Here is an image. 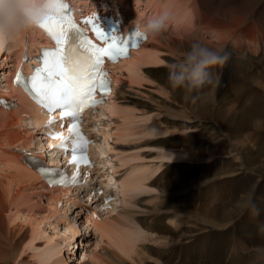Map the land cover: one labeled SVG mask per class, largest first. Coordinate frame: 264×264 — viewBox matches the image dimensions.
I'll list each match as a JSON object with an SVG mask.
<instances>
[{"label":"bare ground","instance_id":"6f19581e","mask_svg":"<svg viewBox=\"0 0 264 264\" xmlns=\"http://www.w3.org/2000/svg\"><path fill=\"white\" fill-rule=\"evenodd\" d=\"M76 1L79 4L84 2V4L88 5L92 0ZM140 3H142L143 6H140ZM108 8L114 12L123 11L127 14H125L126 16H132L129 18L136 17L135 19L141 20L154 17L153 13L158 15L161 10L163 12H171L170 20L161 33L151 36L148 41L140 47V49L133 51L129 58L123 59L120 63L115 65L114 70L117 72V83L113 94L114 97L107 105L103 106L101 110V116L107 117L109 120H113L111 119L113 115L112 117H108L109 110L116 108L121 113L125 112V110H123L124 108H119L117 106L118 101H123L127 83L134 81L135 78L133 74L139 72L140 65L162 63V57L159 56V53H163L165 56H170L165 58L167 64H169L182 58L190 45L193 42L198 41L208 48L217 50L228 56L225 63L214 67L215 75L205 84L203 89H201L202 91L187 96L183 90L172 89L169 86L167 82V70L164 68L158 70L149 69V72H151V75L157 83V87L171 95V97L177 101L174 102L180 105L183 112L188 113V111H192L194 108L193 104L198 101V107H200L202 113L213 117L214 121H211L210 124L200 123L203 125L204 131L207 132V136L202 133L206 137L202 138L203 136H200V138H194L193 136H186L174 141L175 145L180 146L181 151L192 160L207 161L211 163V166L205 172L206 169L204 170L202 166H197V169L194 167L195 170H192V165L186 164L183 165L187 168L185 172H180L179 176L177 174L178 172L176 173L178 176L177 180L174 179L176 181L172 182L170 179L171 183L164 188V195L166 196L163 198H168L167 200L165 199L166 203L164 204V202H161L163 204L161 207L158 208V205L152 210L149 209V214L141 219L143 228L149 235L155 236L152 240L161 241L163 245H161V247L147 246V250L144 249L145 245H143V247L141 246L143 249L140 248L141 250L139 249V252L136 251L137 259L140 258V261L143 260V258L149 260L153 258L161 264H225L224 259L228 258V264H264V210L262 211L260 206L256 207L253 201V198L256 196L258 197L262 195L264 198V118H261V128L257 131L251 144H237L234 142L233 145L229 144L231 139L240 137V133L247 129L246 124L249 121L256 116L264 117V105H261V103L264 102L261 99L264 92H257L254 94V105L251 108L248 107L249 105L243 106L244 100H246V98L248 99L251 96V93L247 92L248 94L239 95L240 90L245 86L243 83L245 81L247 82V80H256L264 89V0H112L108 3ZM43 39L44 34L37 28L31 29L28 32L15 37L8 48L10 52L14 49L10 55L11 57H9H15V59L5 77L4 88H1L0 81V96L7 95L16 97L20 103H18V106L12 111L0 106V129H6L8 126L18 125L20 122L26 124V118L23 116H29L31 118L29 123L34 126L33 129L35 131H38L37 136L29 133L28 137H25L22 134L20 135V132L18 131H7V135L3 139V142H0V264H9L14 252L21 249L24 244L32 247L34 244L32 238L35 236L34 234L39 233L41 224L47 219L56 217L57 214L58 217L61 216L59 213L64 210L59 211V203L63 201V199L66 203H70V205H74L77 202L75 196L72 198V193H79L83 196L82 198L84 202H88V204H86L89 207L84 205L80 206L81 210L89 214V216L86 217V221L88 222L87 227L98 231L101 234L102 240L105 237L112 239L117 245L116 247L119 248L118 250L122 252H120L121 255L125 253L130 256V253H134L132 252V250H134L133 245L136 244L137 239H132L127 230H124V227L129 226V221L133 219L130 218L132 209H129V213L131 214L127 215L128 200L125 196L126 192H123L122 196L118 191L126 189L124 187V180L128 179L133 168L137 164H128L125 162L126 159L114 154L111 155L112 157H109V154L114 152V147L112 145L113 142L109 140L110 146H107L106 144V136L109 131H111V128L106 131H101L104 140L101 144L96 146V150L102 157L95 168V173L100 175L99 182H95L92 176L88 179V184L77 186L76 188H48L46 184L42 182L40 176L23 162L22 154L16 152L14 149H9V146L12 145H17L21 148L34 145V139L36 138H38L37 143H39L41 147H44V142H42L43 134L42 131H39V128L42 127L45 120L41 113L42 110L36 106L20 88L12 85L13 71L17 64L20 63L23 55L27 51L29 55L33 56L35 50H39L40 44L49 43L46 39H44L43 42ZM246 49L248 50V53ZM249 57L253 60H248ZM34 61L37 60L35 59ZM34 61L28 60L24 65L25 68H31V62ZM150 66L152 65L150 64ZM154 66L155 65H153V67ZM233 67H235L234 71H232ZM224 68L228 72V78H225ZM244 73L247 74L246 77L244 76ZM256 75L257 77H255ZM147 78L151 79V77L148 76ZM131 85L133 84L131 83ZM230 106H236L237 109H235L237 110V115L233 117L231 116V118H225L227 115L224 114V112ZM254 106L256 107L255 110ZM220 112L221 114L223 113L221 115L223 119L217 120L218 117L216 118L215 115ZM187 113L185 115H187ZM176 114H178V110ZM180 115L182 116V114ZM179 124L187 128H192V124L183 122H180ZM119 128L120 126L117 125L115 130L111 131L115 136L110 139H114V142L121 140V137L117 135ZM194 128H196V126ZM181 130L184 131L186 128ZM189 131L190 129H188V132ZM184 132H180V134ZM125 133H123L124 136H126ZM135 134L138 135L139 133H134V135ZM215 134L217 135V138L220 136L226 137V142H228L226 145L231 149V154L237 156L234 160L235 162L232 163L230 160H224L223 163L226 164L224 165L221 163L222 159H214L216 154L215 151H213L212 142L216 138H214ZM130 135H132V133H128L127 137H130ZM134 135L132 136L134 137ZM170 135H172V133ZM127 137H125V139ZM210 137L212 139L211 142H209ZM155 141L160 144H165V141L168 140ZM103 146H105L106 154H103V150L101 151ZM172 149L174 150V148ZM181 151L180 154H182ZM54 153L55 152H53V154ZM57 157L56 154V158ZM68 157L69 155H66L61 158L67 160ZM165 158L167 157H164V159ZM115 165L120 166L121 169L116 171L114 169ZM108 166L112 167V170H109ZM13 169L15 170V173L11 172ZM141 170L142 169L140 168L139 171ZM143 171L141 172L143 173ZM114 174L123 175H119L120 178H118V176ZM143 174V176H146L145 173ZM233 177L239 178L241 183L232 188L230 187L231 189L225 196L227 201L223 205L217 206V208L215 207L208 212L206 211L207 213H205L203 217L191 215V212L195 213L197 209L196 207L190 206L194 204V201L199 199V194L204 188L210 186L216 180ZM115 178L117 181H115ZM145 179H143V181ZM158 179L157 181H159ZM6 181L9 185L6 184ZM138 181L141 182V180L137 179L136 182ZM165 181L169 180L167 179ZM21 182H23V184ZM38 182L44 190H47L50 193L51 196L46 210L47 213L37 215L33 206H31V211L29 213L26 212V214L23 215V212L20 210L22 207L20 205L22 203L21 201L24 200L23 197H27L28 201H31L30 196L33 192L30 190L35 189L38 186ZM11 183H16V185H12ZM98 185L101 186L100 188L105 187V189L108 186H113L117 190L118 197L114 202L113 208L107 209L104 205H98L99 207L93 208L90 205L89 200H91L92 205L96 202L97 198L100 200V196L97 193V190L100 189L97 188ZM134 185L138 186V184ZM140 187L142 188L143 186L134 189H140ZM146 187H148V185H146ZM94 191L95 193H93ZM76 197L79 198L80 196L78 195ZM258 199L260 200V198ZM15 200L21 202L17 204V208L15 207V210H17L16 212L12 211V208L9 209V207L14 204ZM245 201H250V206L248 208H244L243 206ZM121 204H124L126 209L120 210ZM156 204H158V202ZM148 208L150 207L148 206ZM68 210L69 209H67V211ZM146 211L148 210L146 209ZM134 213L132 214V217L134 216ZM141 214L142 213L138 215ZM187 215L188 217L190 215L195 217L196 220H198L196 224H198L203 218L207 220L210 219L209 225L201 226V230L198 233H193L191 229L188 233L182 232L180 226H178L179 229H174V227L164 224L165 218L172 219V221L174 220V223L176 224H183L185 219L188 221ZM19 216L31 223V239L28 242L29 231H22L24 224H20L17 221V225H10L11 222L20 218ZM127 217L131 220H127ZM248 217L250 218L249 221ZM61 218L63 217H60L59 219ZM236 218H239V220L236 221ZM125 220L128 221V223ZM62 222H68V218L63 219ZM247 222L251 225H248ZM134 223L136 224L137 222L134 221ZM68 224H70V222H68ZM68 224H65L67 231L71 230V232H78L77 230H74L73 227L69 228ZM129 227L126 228L129 229ZM195 227L199 226L197 225ZM147 240H149L148 237ZM231 241L236 242L238 246ZM56 247L57 246L51 251L46 252L44 257L40 260L41 264L48 263L49 261H56L57 263L60 262L62 264L66 261L64 258L58 257L63 250L61 251ZM106 250L104 254L92 252L90 255H82V259L84 257H90L92 260H96L95 262L91 261L86 264H114V261L119 262V264L120 262L126 264L128 262L122 257L123 255L121 256L116 250H110L112 257H109V251V255L106 254ZM238 251L242 254H239ZM15 255H17V253H15ZM55 256L57 257L55 258ZM54 258L55 260H53ZM200 258L206 259L201 262ZM110 260H113V262ZM15 261L16 260H14V262ZM22 262L18 261L17 264H22ZM140 262L139 264L142 263Z\"/></svg>","mask_w":264,"mask_h":264},{"label":"rangeland","instance_id":"374dc122","mask_svg":"<svg viewBox=\"0 0 264 264\" xmlns=\"http://www.w3.org/2000/svg\"><path fill=\"white\" fill-rule=\"evenodd\" d=\"M129 17H132V16L129 15ZM261 35L263 36L262 33H261ZM10 44L6 45L3 48H0L1 88H4L3 86L5 85V83H4L5 77L7 76V72L11 68L12 64L14 63V59H15V57L10 58L11 57L10 55L14 51V49H13L10 52V50L8 49ZM247 53H248V50H247ZM159 56L162 57V63L163 64L161 62L158 64L150 63L152 66H150V64H141L139 72L133 74L134 78H135L134 81L131 82L133 85H131V83H127V86L125 88V95H124L123 101H118V105H117L119 108H121V107L124 108L123 110H125V112L121 113L116 108L109 110V112L112 115H114V114L120 115L124 118V120H126V123L123 124L122 126H120V128L117 131V135H119L121 137V140L120 141L118 140L117 142L112 141L113 142L112 145L114 147L113 154L116 156H120L123 159H126L125 162L128 164L129 163L137 164L133 168V171L130 174V176L128 177V179L124 180V182H125L124 187L126 188L124 190H126V191H124V190L118 191V193L122 196H123V192H126L125 196L128 200V204L129 205L131 204L130 207L127 204V206L129 207V208L127 207V211H128L127 215H130L131 213L133 214L135 211L133 217H132V214L130 215L131 217L128 216L130 218H133L134 220L133 219L131 220L130 218L127 217L128 218L127 220H129V219L131 220V221H129L130 227L126 226V227H129V229L124 227V230L125 231L127 230L128 234L131 235L132 239H134V240L137 239V242H136L137 245L134 244L135 242L133 241L134 242L133 243L134 244L133 245L134 250H132V252H134V253L133 254L130 253V256H128L124 253L125 255L122 254L123 255L122 256L121 255L122 252L120 250H118L119 248L116 247L117 245L115 244L114 241H112V239L105 237L102 240L101 234L98 231H96L95 229H92V228H88L87 227L88 222L86 221V217L89 216V214L86 213L85 211L81 210V208H80L81 205L88 206L87 205L88 202H86L87 203L86 204L82 198L83 196H81L79 193H77V194L72 193V198L75 196V198L77 199V202L74 205L73 204L70 205V203H66L64 199H63V201H61L59 203V206H58L59 211L64 210L63 212L59 213V214H61L60 217H63V218L59 219L60 217H58V214H57L56 217H53L51 219H47L45 222H43L40 226L39 233H36L37 235L34 234L35 236L32 238L33 239L32 241L34 243L33 246L30 247L27 244H24L21 249L16 250L14 252V254L12 255V257L10 259L9 264H17L18 261H20V262L23 261L22 264H41L40 260L44 257L46 252L51 251L55 246H57L56 248H59L61 251L63 250V252L60 253L61 255L59 254L60 256H58V257L64 258V260H66L67 263L65 261L62 264H64V263H66V264H79L82 261L83 262L80 264L90 263L91 261L95 262L96 260H92L90 257L89 258L84 257L82 259V255H85V254L90 255L92 252L104 254L106 249H107L106 254L109 255L108 251L110 253L109 257H112V254L110 251L111 249L113 251L116 250L117 252H119V254L128 261L126 264H135V263L139 264L140 261L142 262V263L140 262L141 264H149V263L150 264H161L160 262L156 261L153 258H151L150 260L143 258V260H140V261H139L140 258L137 259L138 257L136 256L137 255L136 251L139 252L140 248L143 249L142 248L143 245H145L144 249H146V250H147V246L148 247L149 246L161 247V245H163L161 241H157V240L153 241L152 240V239H154L155 236L149 235L148 232L143 228L142 223H141V219H143L145 216H147L149 214L148 213L149 209L152 210V209L156 208L158 205H159L158 206V208H159L163 205L162 204L163 202H164V204L166 203L165 201L168 198L167 197L163 198L164 196H166V195H164V188H166V186L171 183V180H172V182L176 181L180 172L183 173L187 170L186 166H183V165H186V164L192 165V167H191V169L193 168L192 170H195L198 167L202 166L204 168V170L206 169L205 172L207 171L208 168H210V166H211L210 162L192 160L190 157H188L187 155H185L181 151L180 146L175 145L174 141L176 139H179L181 137H186V136H193L194 138H196V137L200 138V136L201 137L203 136L202 138L206 137L207 132L204 131L203 125H201L200 123H203V124L209 123L210 124L211 121L212 122L214 121V118L209 116V115L202 113L200 107H198V101H196L195 104H193L194 108L192 109V111H188V113L186 112L187 115H185L186 113L182 111V108L180 107V105L178 103H175L177 101L174 100L171 97V95L165 93L164 90L157 87V83L155 82V79L151 75V72H149V69L158 70V69L164 68L165 70H167V67H166L167 61L165 60V58H167L169 55L165 56V54L159 53ZM7 57H8V59H7ZM248 60H253V59H251V57H249ZM161 64H162V66H161ZM6 65L9 67H7ZM153 65H155V66L153 67ZM234 68L235 67H233L232 71H234ZM224 72H225V78H228V72L225 70V68H224ZM214 75H215V69L212 68L210 70V78H213ZM147 76L151 77V79L147 78ZM244 76L246 77L247 74L244 73ZM255 77H257V75ZM243 84L246 86V88H245V86H243ZM243 84H242V86L244 88L242 87V89L239 92V95L251 93V96L248 99L246 98V100H244V104H243V106L249 105L248 107L251 108L254 105V103H253L254 94L257 92H264V89L258 84V82L256 80L255 81L247 80V82L245 81ZM255 85L258 87H256ZM252 86H254V87H252ZM128 88H130V89H128ZM200 91H202V90H200ZM127 96H128V98H127ZM261 99L264 101V95L261 97ZM261 105H264V102H262ZM175 107H177V108H175ZM172 108H174V109H172ZM235 108H236V106L235 107H232V106L228 107L229 110L227 109L224 112V114L227 115L225 118H227V117L231 118V116L232 117L236 116L237 115V110H236L237 108L236 109ZM255 109H256V107L254 106V110ZM177 110H178V114L180 113V114H182V116L180 114L179 115L176 114ZM174 111H176V112H174ZM189 113H190V115H189ZM125 114H127V115H125ZM222 114L220 112L219 114L215 115L216 118L218 117L217 120L223 119V117L221 116ZM23 117L26 118V124L24 122H20L18 125L8 126L6 129H3V128L0 129V142H3V139L7 135V131H15V132L18 131V132H20V135L22 134L25 137L26 136L28 137L29 133L36 135V136L38 135L37 134L38 131H35L33 129L34 126L29 123L31 121V118L29 116H23ZM196 117L198 119L200 118L199 121ZM261 118H264V117L256 116L251 121H249L246 124L247 129H245L243 132L240 133V135H239L240 137L235 138V139H231V141H229V144L233 145V142L237 143V144H239V143L240 144H251L252 139L255 138L257 131L261 128V126H260V122L262 121ZM120 122H123V121L120 120ZM180 122L192 124V128H187L183 125L181 126V124H179ZM105 123L108 124L106 117H105ZM194 125L196 126V128H194L195 127ZM199 125H200V127H199ZM185 128H186V130H184L185 132L181 130V129H185ZM172 129L176 130V131H173ZM188 129H190L189 132H188ZM194 129H195V132H194ZM196 129L197 130L200 129V130L197 131ZM128 131H130V132H128ZM200 131H202V132H200ZM127 132L130 134L132 133V135H134V133H139V134L138 135L135 134L134 137L132 135H130V137H127V134H128ZM180 132H184V133L180 134ZM123 133H125L126 136H124ZM171 133H172V135H170ZM202 133L206 136H204ZM147 134H149V135H147ZM114 136H115L114 133L109 131V133L106 136L107 137V142H106L107 146H110L109 139L113 138ZM216 136L217 135L215 134L214 138ZM125 137H127V138L125 139ZM170 137H172V138H170ZM37 139L38 138L34 139V144H35V140H37ZM155 140H163V141L168 140V141H165L166 142L165 144L164 143L160 144V143H157ZM211 141H212V139L210 137L209 142H211ZM167 143H168V145H167ZM171 143H172V145H171ZM226 143H228V142H226V137H223V136H220L218 138L216 137L213 140L212 147H213V151H215V154H216L214 156V159H216V158L222 159L221 163H223L224 160H230L233 163V162H235L234 160L237 158V156L231 154V149L226 145ZM172 148H174V150ZM101 151L104 152L103 154L107 153L105 146H103L101 148ZM180 151L182 152V154H180ZM164 157H167V158L164 159ZM109 164H110V162H109ZM223 164L226 165L225 163H223ZM194 167H195V169H194ZM140 168L142 169L141 171H143L145 169L143 171V173H145L146 176H143L144 174L141 171H139ZM263 168H264V165H263ZM114 169L116 171H118L121 169V167L118 165H115ZM11 172L15 173V170L13 169V170H11ZM146 172H148V173H146ZM176 173L178 174V176L176 175ZM237 173H239V172H237ZM114 175H117V174H114ZM137 179L141 180V182L140 181L136 182ZM143 179H145L146 181L144 180L145 181L144 182ZM157 179L160 182L157 181ZM167 179L169 181H165ZM174 179H176V180H174ZM131 182H133V183H131ZM21 183L23 184V182H21ZM31 183H35V182H31ZM240 183H241L240 179L235 178V177L229 178V179L216 180L213 183L214 185L211 184L210 186L204 188L201 191V193L199 194V199L197 201H194V204H192V206H190V207H196V209H197V211L195 213L191 212V215H197L198 217H203V215L205 213H207L209 210H211L215 207L217 208V206L223 205L227 201L225 199L227 192L232 187H234L235 185H238ZM6 184H7V181H6ZM134 184H138V186H135ZM7 185H9V184H7ZM12 185H16V183H13ZM37 185L38 186L35 189L30 190L33 192V194L30 196L31 201H28L27 197H23L24 200L21 201L23 204L19 200H15L14 204H12L9 207V209L12 208V211L16 212L17 210H15V209L17 208L16 207L17 204L21 203L20 205L22 207L21 206L20 207L22 209L20 208V210L23 212V215L26 214V212L29 213L31 211V208H32L31 206H33L34 211L37 213V215H41V214L43 215V214L47 213L46 210L48 207V202L51 199L50 193L47 190H44L41 187L39 182ZM146 185H148V187H146ZM139 186H143V187L142 188L140 187V189H134L136 187L139 188ZM78 195L80 196L79 198L76 197ZM130 197H131V199H130ZM258 198H260V200ZM263 200H264V198L262 195H260L258 197L256 196L255 198H253V201H254V204L256 205V207L260 206L262 211L264 210V201ZM157 202H158V204H156ZM159 202L160 203L162 202L161 205ZM148 206L150 208H148ZM42 207L45 209H43ZM67 209H69V210L67 211ZM123 209H126V206L124 204L123 205L121 204L120 210H123ZM129 209L130 210L132 209L131 213H129L130 212ZM146 209L148 211H146ZM230 209H232V208H230ZM200 210L201 211L203 210V211L201 212ZM137 213L138 214L144 213V214L142 216V214L138 215ZM191 215L189 217L187 215L188 221H187V219H185L186 222L183 220L185 222V224H184V222H183V224L181 223L182 225L176 224V223H174L175 222L174 220L172 221V219H169V218L164 219V224H166V225L168 224V226L174 227V229H177V228L179 229L178 226H180V230L182 232H188V233H189L190 229L193 231V233L194 232L198 233L201 230V228H200L201 226L209 225L210 219L207 220V219L203 218L202 219L203 222H202V220H200L198 222V224H196L198 220H196V218L192 217ZM65 218H68V222H70V224H68V222H62V220ZM235 220L238 221L239 218H236ZM249 220H250V218L248 217V221ZM17 221L20 224H24L22 231H29V238L27 239V242L30 241V239H31L30 238L31 227H32L31 223L26 221L24 218L20 217V218H17L14 222H11L10 225L11 226L17 225L18 224ZM59 221H61V222H59ZM134 221H136L137 223L135 224ZM126 222L128 223V221H126ZM66 223L68 224L69 228L73 227L74 230H77L78 232L77 233H75L76 231L71 232V230L67 231L65 228ZM247 224L251 225L248 222H247ZM175 225H177V226H175ZM197 225L199 227H195ZM140 227H141V229H140ZM246 227H248V226H246ZM124 230H122V231H124ZM139 232H140V234H139ZM136 233H137V235H136ZM138 234H139V236H138ZM147 237L149 240H147ZM231 242L233 244L234 243L236 244V242H233V241H231ZM134 246H135V248H134ZM15 253H17V255H15ZM238 253L242 254L240 251H238ZM56 257L57 256H55V258ZM55 258L53 260H55ZM200 259L199 260L202 262L206 258H200ZM14 260H16V261L14 262ZM110 261L113 262V260H110ZM224 261H225V264H228V258L224 259ZM116 263L119 264V262L114 261V264H116ZM44 264H61V263L60 262L57 263L56 261L55 262L49 261L48 263H44ZM120 264H123V263L120 262Z\"/></svg>","mask_w":264,"mask_h":264},{"label":"snow or ice","instance_id":"6c2138e0","mask_svg":"<svg viewBox=\"0 0 264 264\" xmlns=\"http://www.w3.org/2000/svg\"><path fill=\"white\" fill-rule=\"evenodd\" d=\"M57 2L59 7L56 15L40 25L54 39L56 47L41 50V67L34 69L33 75L27 78L26 87L39 97L41 105L50 112L60 110L62 119L73 120L68 127V136L58 133L52 138L61 140L58 146L63 150H68L71 144L70 150L75 154L81 150L82 144L88 143L77 129L82 107L94 108L97 103L102 102L95 99V94L104 93L106 98L110 92L111 81L102 68L104 58L115 63L128 56L130 43L132 48L138 47L137 39L146 37L136 29L130 34H119L116 29H106L99 21H86L92 24L96 39L103 44L100 46L88 39L87 34L77 27L68 0ZM17 82H22L19 72ZM54 122L50 119L49 126ZM75 162L74 155L70 163ZM59 174L63 175L62 172ZM65 182V179L50 181L52 184Z\"/></svg>","mask_w":264,"mask_h":264},{"label":"clouds","instance_id":"9594fccd","mask_svg":"<svg viewBox=\"0 0 264 264\" xmlns=\"http://www.w3.org/2000/svg\"><path fill=\"white\" fill-rule=\"evenodd\" d=\"M57 0H0V48L15 37L26 33L56 15ZM170 20L168 12L131 23L143 36L161 33ZM227 54L213 50L200 42H193L182 58L167 64V82L172 89H181L186 96L199 93L210 80V70L222 65ZM244 208L250 201L244 202Z\"/></svg>","mask_w":264,"mask_h":264}]
</instances>
